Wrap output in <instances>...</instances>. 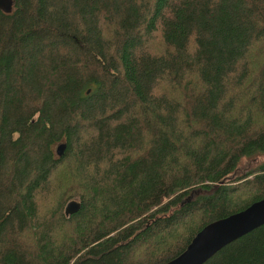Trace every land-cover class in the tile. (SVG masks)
Listing matches in <instances>:
<instances>
[{"label": "trees", "instance_id": "16d2710c", "mask_svg": "<svg viewBox=\"0 0 264 264\" xmlns=\"http://www.w3.org/2000/svg\"><path fill=\"white\" fill-rule=\"evenodd\" d=\"M263 198L264 0L0 9V264H166ZM204 264H264V225Z\"/></svg>", "mask_w": 264, "mask_h": 264}, {"label": "water", "instance_id": "95a60500", "mask_svg": "<svg viewBox=\"0 0 264 264\" xmlns=\"http://www.w3.org/2000/svg\"><path fill=\"white\" fill-rule=\"evenodd\" d=\"M13 6L14 0H0V9L4 12H12ZM65 149L66 144H60L57 148L58 154L63 155ZM81 207L80 201L71 200L65 207V214H75ZM262 225L264 198L241 211L206 225L195 235L182 254L166 264H204L225 246Z\"/></svg>", "mask_w": 264, "mask_h": 264}, {"label": "rangeland", "instance_id": "374dc122", "mask_svg": "<svg viewBox=\"0 0 264 264\" xmlns=\"http://www.w3.org/2000/svg\"><path fill=\"white\" fill-rule=\"evenodd\" d=\"M263 159L259 158V157H253V158H248V159H244L241 164H240V168L238 169L240 172H246L251 166L255 165L256 163H258L259 161H261ZM71 200H78V198H73ZM70 200V201H71ZM69 202V201H68Z\"/></svg>", "mask_w": 264, "mask_h": 264}]
</instances>
